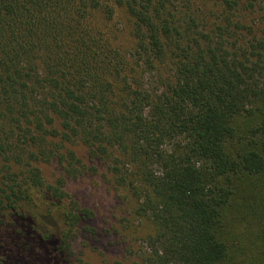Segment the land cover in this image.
Instances as JSON below:
<instances>
[{"label":"trees","instance_id":"obj_1","mask_svg":"<svg viewBox=\"0 0 264 264\" xmlns=\"http://www.w3.org/2000/svg\"><path fill=\"white\" fill-rule=\"evenodd\" d=\"M262 2L0 0V264H73L91 211L67 183L95 161L130 264H264ZM53 158L51 182L32 163Z\"/></svg>","mask_w":264,"mask_h":264},{"label":"rangeland","instance_id":"obj_2","mask_svg":"<svg viewBox=\"0 0 264 264\" xmlns=\"http://www.w3.org/2000/svg\"><path fill=\"white\" fill-rule=\"evenodd\" d=\"M260 8L261 11L254 16L252 14L250 19L253 23L257 22L255 28L258 31L264 32V20H262L264 2L260 4ZM115 33L121 42H126L123 24L116 25ZM71 148L84 162H88L86 149L77 145H72ZM41 159L32 164L39 165L46 179L53 182L60 177L62 170L54 158L48 160L49 162L46 160L40 162ZM93 164L95 169L90 168L80 176L70 178L67 183L68 192L82 207H87L91 211L90 215L79 223V231H76L70 240V262L130 264L139 259L145 246L137 241L131 229L132 223L128 219V205L123 188L115 182L102 162L95 161ZM1 175L0 173V179ZM53 223L47 224L46 229L55 232Z\"/></svg>","mask_w":264,"mask_h":264}]
</instances>
